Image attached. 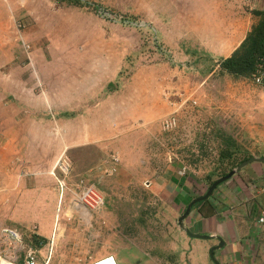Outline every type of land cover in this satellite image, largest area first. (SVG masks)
Masks as SVG:
<instances>
[{"label":"rangeland","instance_id":"1","mask_svg":"<svg viewBox=\"0 0 264 264\" xmlns=\"http://www.w3.org/2000/svg\"><path fill=\"white\" fill-rule=\"evenodd\" d=\"M81 1L0 0V150L16 182L40 171L58 186L37 218L51 237L19 226L6 203L0 230L38 239L36 264L109 254L183 264L189 243L205 241L188 234L179 195L203 194L224 170L264 157V82L255 77L264 71L221 65L263 17L264 0ZM169 117L176 124L165 129ZM82 181L105 199L84 215L70 201Z\"/></svg>","mask_w":264,"mask_h":264},{"label":"crops","instance_id":"2","mask_svg":"<svg viewBox=\"0 0 264 264\" xmlns=\"http://www.w3.org/2000/svg\"><path fill=\"white\" fill-rule=\"evenodd\" d=\"M13 156L11 158H14ZM9 163V155L0 150V166L3 167L0 168V204L6 203L11 207L9 209L7 206V211L11 214V219L20 222L19 226L26 223L35 224L36 232L40 236L51 237L52 229L48 227L49 233L40 231L37 218L44 220V195L47 194L48 197L50 191L54 194L58 191V186H52L54 189H50L46 182L47 172L40 171L23 175L16 182L15 170L10 168ZM16 184L23 188L22 196H17L16 189L19 188ZM156 186L160 189L163 185L158 183ZM207 192L202 194L199 189L196 191L194 188L181 197L179 195L178 206L184 213L191 207L185 216L186 225L192 229V233L207 236L198 238L204 240L205 244L189 243V257L180 263L264 264V225L258 222L264 210V162L255 161L243 166L229 179L220 183L207 198L201 199ZM56 215L55 213V218ZM13 223L17 227L16 223ZM192 247L201 250L200 258ZM209 252H213L214 259L210 257ZM109 255L115 256V259L118 257ZM119 258L118 263L127 264ZM95 260L96 257H91L87 264ZM144 262L154 263L151 260Z\"/></svg>","mask_w":264,"mask_h":264},{"label":"built area","instance_id":"3","mask_svg":"<svg viewBox=\"0 0 264 264\" xmlns=\"http://www.w3.org/2000/svg\"><path fill=\"white\" fill-rule=\"evenodd\" d=\"M258 82H264V75H255ZM176 124L175 117L166 118L163 121V127L170 129ZM59 167L65 174L69 171V164L66 160H59ZM61 190V201L63 200L65 190L68 189L66 183L62 180L58 182ZM60 201V203H62ZM74 208L80 210L83 215L91 211H97L104 205L105 199L103 194L94 186L85 184L82 181L80 189L76 192L73 198L70 199ZM258 222L264 225V210L258 218ZM41 243L37 240H31L29 243L25 241L23 235L14 228L3 227L0 230V257H4L7 261L15 264H36L41 251ZM106 257V256H105ZM100 258L93 262V264H116L114 256L110 255L106 258Z\"/></svg>","mask_w":264,"mask_h":264},{"label":"trees","instance_id":"4","mask_svg":"<svg viewBox=\"0 0 264 264\" xmlns=\"http://www.w3.org/2000/svg\"><path fill=\"white\" fill-rule=\"evenodd\" d=\"M68 1L79 4L82 2L81 0ZM261 13L263 17L253 26V29L248 33L241 46L233 55L222 59L221 65L223 69L231 73H253L261 66L262 71H264V11ZM248 159H250V156L244 158L242 162ZM231 170H224L222 175L226 176Z\"/></svg>","mask_w":264,"mask_h":264},{"label":"water","instance_id":"5","mask_svg":"<svg viewBox=\"0 0 264 264\" xmlns=\"http://www.w3.org/2000/svg\"><path fill=\"white\" fill-rule=\"evenodd\" d=\"M255 161H262V162H264V157H252V158L246 160L241 166H239L238 170L241 169L243 166H245V165H247V164H249V163H251V162H255ZM236 171H237V170H233V171H231L229 174H227L226 176H223V177L219 178L218 180H216V181L211 185V187L209 188L207 194H206L204 197H202L201 199H205V198H207V197L213 192V190H214V189H215L220 183H222V182L226 181L227 179H229V178H230V177H231ZM190 208H191L190 206L187 208L186 212H185L184 215L181 217V220H182L183 218H185V216L189 213ZM187 232H188L189 235L194 236V237H199V238H200V237H202V238L207 237V236H202V235H199V234H194V233H192V232L189 231V230H188ZM212 254H213V252H212ZM212 256H213V255H212Z\"/></svg>","mask_w":264,"mask_h":264},{"label":"clouds","instance_id":"6","mask_svg":"<svg viewBox=\"0 0 264 264\" xmlns=\"http://www.w3.org/2000/svg\"><path fill=\"white\" fill-rule=\"evenodd\" d=\"M114 260H115L116 264H118L117 261H116V259H115V256H114ZM95 261H96V260H95ZM91 264H93V262H92Z\"/></svg>","mask_w":264,"mask_h":264},{"label":"bare ground","instance_id":"7","mask_svg":"<svg viewBox=\"0 0 264 264\" xmlns=\"http://www.w3.org/2000/svg\"><path fill=\"white\" fill-rule=\"evenodd\" d=\"M102 264H107L106 262L102 263Z\"/></svg>","mask_w":264,"mask_h":264}]
</instances>
